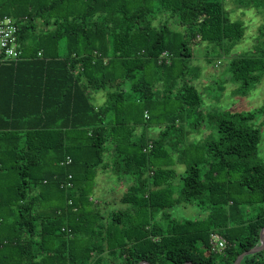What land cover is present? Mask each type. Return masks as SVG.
I'll list each match as a JSON object with an SVG mask.
<instances>
[{
    "label": "trees",
    "instance_id": "trees-1",
    "mask_svg": "<svg viewBox=\"0 0 264 264\" xmlns=\"http://www.w3.org/2000/svg\"><path fill=\"white\" fill-rule=\"evenodd\" d=\"M228 1L264 19V0H0L21 52L0 63V264H234L260 245L264 103L240 106L264 76V25L238 50ZM200 44L222 64L203 92ZM100 173L131 183L114 210L93 199Z\"/></svg>",
    "mask_w": 264,
    "mask_h": 264
},
{
    "label": "rangeland",
    "instance_id": "rangeland-1",
    "mask_svg": "<svg viewBox=\"0 0 264 264\" xmlns=\"http://www.w3.org/2000/svg\"><path fill=\"white\" fill-rule=\"evenodd\" d=\"M228 7L227 9L230 10L231 16H233V19H242L245 23V26H247L246 30V40L244 43H242L240 46H238V50L243 51L245 49L251 48L253 45V38L256 36V30L259 27H263L264 25V19L263 15L261 13H258L255 11L254 8H248L244 9L240 5H235L234 2H227L226 4ZM244 12V14H242ZM230 16V17H231ZM206 47L203 44H200L196 47H194V58H193V64H200L202 65V76L195 81L197 87L200 89V91L203 90V85L210 84L213 79L220 77V69H222L221 65L217 62L216 66L208 64L206 61ZM219 61H222V59L218 58ZM221 67V68H220ZM226 66L224 65V68ZM229 78L228 76H225V78ZM222 79V78H221ZM214 85V84H213ZM230 87V86H228ZM210 92V90H209ZM209 94V96H211ZM104 98L103 94H100L98 99ZM241 99L240 97H233L232 104L230 103L229 99L223 100L221 104H225L223 106L224 109H233L234 103L237 102V100ZM236 100V101H235ZM102 102V101H101ZM264 103V76L261 80V83L251 92L249 96L244 98V101L242 102L243 105L240 103V109L245 110H253L256 107L261 106ZM239 109L238 107H236ZM155 126V125H153ZM161 128H157V126L148 129V136L150 137H157L160 133ZM142 132V130H141ZM262 136L263 140L261 144L259 145V155L264 159V129H262ZM177 154H175V157ZM177 172H181L183 170L182 165H176L174 166ZM123 177L119 178L118 175L112 177L109 173H100L96 185H95V191L93 199H95L96 202H100L102 199H105L107 203H109L106 207L107 209H112L117 207L119 205V201L121 198V195L126 191L129 184H131L125 175H122ZM125 178V179H124ZM120 179V181H119ZM46 208H48L46 206ZM201 214L204 215V213L200 212V209L196 208L195 206H177L174 209V217L178 219H197L201 217ZM259 246V245H258Z\"/></svg>",
    "mask_w": 264,
    "mask_h": 264
},
{
    "label": "built area",
    "instance_id": "built-area-1",
    "mask_svg": "<svg viewBox=\"0 0 264 264\" xmlns=\"http://www.w3.org/2000/svg\"><path fill=\"white\" fill-rule=\"evenodd\" d=\"M20 48L17 36V26L12 18L0 19V63L16 64L20 61ZM168 60V53L162 54ZM71 161L68 159V163ZM212 249L221 251L225 247V240L219 235H212Z\"/></svg>",
    "mask_w": 264,
    "mask_h": 264
},
{
    "label": "water",
    "instance_id": "water-1",
    "mask_svg": "<svg viewBox=\"0 0 264 264\" xmlns=\"http://www.w3.org/2000/svg\"><path fill=\"white\" fill-rule=\"evenodd\" d=\"M264 249V231L262 232V235H261V243L259 246L251 249L250 251H247V252H244L243 254H241L240 256H238V258L236 259L235 263L234 264H240L242 259L246 256V255H249V254H252V253H255V252H258V251H261Z\"/></svg>",
    "mask_w": 264,
    "mask_h": 264
}]
</instances>
